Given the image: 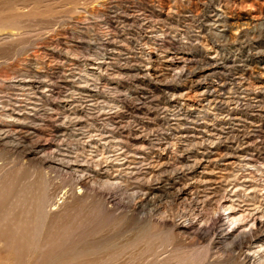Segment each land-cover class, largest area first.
Segmentation results:
<instances>
[{
    "label": "rangeland",
    "instance_id": "rangeland-1",
    "mask_svg": "<svg viewBox=\"0 0 264 264\" xmlns=\"http://www.w3.org/2000/svg\"><path fill=\"white\" fill-rule=\"evenodd\" d=\"M241 71L263 214L264 0H0V264H264L218 228L242 134L203 152L239 126L199 99Z\"/></svg>",
    "mask_w": 264,
    "mask_h": 264
},
{
    "label": "bare ground",
    "instance_id": "bare-ground-1",
    "mask_svg": "<svg viewBox=\"0 0 264 264\" xmlns=\"http://www.w3.org/2000/svg\"><path fill=\"white\" fill-rule=\"evenodd\" d=\"M214 12H215V15L213 16V23L211 22V26H213L216 29V33H215L216 35H218L219 37L225 36V33L221 34V32H223L224 29H219V26L221 24L220 20L222 18V14L218 11H214ZM143 24H144V22H143ZM148 26H150V25H148ZM169 28H171V27H168L166 25L163 29H160L161 32L164 31L162 33V35L159 34L158 30H156L157 31L156 33L152 32L150 34L149 40L151 39L153 41H156L155 42L156 47H154V46L151 47L152 51L160 48V46L162 44L159 43V41H163V39H162L163 36L168 35V29ZM240 42L241 41H236V39H235L231 43L234 45H239ZM212 64L217 65L216 62H213ZM132 65L135 66L134 64H132ZM214 67L217 68L216 66H213L211 68H214ZM218 71L219 70H212L210 72H212V74L216 77V76H218L217 75ZM224 75L225 76L223 78L222 84H220V85L218 83H217V85L215 84L214 91H212V94L214 95V96L212 95L213 97L209 98L208 96L202 95L201 99H199L200 102L207 101L208 106H210L211 109L215 110L216 113H219L222 110L223 111L222 114L224 116L223 118H226L225 120H229V121H225L227 126H230V124H235V125L239 126L236 129L231 128V127H226L225 129H228V128H230V129L224 130L225 132L222 131L221 129H218L217 127L212 128V132L210 131L211 133L208 131L210 133V135H208L209 137H206L207 138L206 142L209 141V145H205L206 147H204V150H203L204 153L210 152V149H212V148H217L219 140L225 138L226 141H228V139L225 135L226 133L231 134V137L236 136V135H233L232 130L236 131L237 133L240 132L242 134L241 140H238V142L235 141V139L232 141L230 140L234 145L227 147V150L224 154L225 158H227L226 160L224 159L225 160L224 165L229 166L230 171H229V173H226L227 174L226 176L221 175V177H227L229 175L231 176V174H234L235 175L234 177H237V176H240L239 175L240 171H243V172L241 174L242 175L241 180L238 182V184L233 186L234 189H228V188H227L228 190L225 189V195L223 196L224 199H223L222 203H223V206L226 208L224 210L226 212H224L223 214H221L219 216V225H218L219 227L218 228H219L220 234H222L223 238H236V239H238V238H242V237L244 238V237L249 236L246 239V245L245 246L237 247V248H240L241 254L247 260L257 258V257L264 258V235L261 236V231L264 229V213L261 214V208L258 206L253 208L254 206L252 207L250 200H248L244 203V196H243V192L241 191V190H247L248 191L250 189L249 193L255 192V189H251L255 185V181L252 180L253 177H251L249 175V173H246L248 168H249L248 166L250 165L249 164L250 162H249V160L246 161L244 159V155H235L232 151L229 150V149H232V150L234 149V151H235V150H238V148L239 149L241 148V150H244V123H242V122H244V113H242V114L236 113V110L238 107L243 106V109H244V93H245L244 92V71H241L240 73L239 72H237V73H235V72H233V73L227 72L226 73L225 72ZM228 75L233 76V78H232V80H230V82L226 81V80H228ZM220 77H218V78H220ZM216 82H218V81H216ZM227 85H228V87H227ZM202 107H204V105H202ZM182 133L184 134V137H188L187 134H185L184 132H182ZM201 133H197L195 135H197V136L199 135V137L203 140L204 137H202L200 135ZM195 135L193 134L191 136L195 137ZM227 156H229V157H227ZM199 159L203 160L204 158L203 157H197L195 159L193 165L200 163L201 161L199 162L198 161ZM163 161L164 160H162L161 163ZM244 170H245V175H244ZM221 179H223V178H221ZM159 188L160 187H156L154 189L157 190ZM211 193H213V192H211ZM249 193H248V195H249ZM263 198H264V187H263ZM239 202H243V204L239 203ZM242 206L243 207L246 206V207H244V209H242ZM244 211L247 213V216L250 218L247 222V226L244 225V222L239 223L241 217L244 216V214H243ZM254 229H256V231H254Z\"/></svg>",
    "mask_w": 264,
    "mask_h": 264
}]
</instances>
